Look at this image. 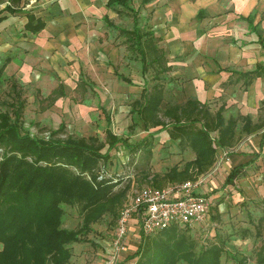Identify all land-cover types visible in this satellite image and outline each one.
<instances>
[{
    "label": "crops",
    "instance_id": "1",
    "mask_svg": "<svg viewBox=\"0 0 264 264\" xmlns=\"http://www.w3.org/2000/svg\"><path fill=\"white\" fill-rule=\"evenodd\" d=\"M130 4L129 7L137 11V23L148 15L147 23L166 54L170 66L167 79L172 80L165 82V87L172 84L168 88L172 90L175 102L182 104L188 99L195 100L207 105L212 113L223 107V116L236 120L231 146L218 148L211 167L193 179L208 177L197 192L211 194L214 198L223 192H230L229 187L233 188L237 182L243 186L244 181L247 183L252 179L264 181V75L254 77L246 88L243 85L245 73L257 66L264 67V0H148L147 3L132 0ZM5 6L6 3H0V63L5 57L9 58V62L4 66L2 75L16 81L19 86H36L45 93V97L62 85L65 96L57 99V104L75 89H81L77 88L83 77L79 69L80 61H96L97 64L100 61L104 67L100 71L103 77L91 81L94 84L108 83L105 90L99 93L97 103L100 112L105 111L110 119L108 129L120 137L114 131L127 133L132 121L136 122L137 126L129 129V135L124 136V139L131 140L140 135L135 143L158 129L146 131L136 115L129 113L132 101L141 94L144 79L141 68L130 74L128 67L132 66L133 52L126 45L116 46L117 42L110 39L113 34L111 29L116 31L115 38L120 35L104 21L106 17L113 26L131 30L133 22L129 12L107 8L106 0H38L35 7L42 12H27L41 18L44 26L37 34H32L24 30L26 12L9 14L4 11ZM18 32L20 37L16 36ZM133 58L139 59L137 55ZM68 61H73L71 67ZM117 74L128 78L131 84L123 82ZM42 84L47 85L45 89ZM71 84L74 86L71 87ZM82 88L85 90L84 84ZM164 107L162 103L161 108ZM246 120L249 121L247 129ZM101 124L105 130L106 122ZM211 139H216L215 132H212ZM130 140L127 139V142L130 143ZM167 150L171 155H167ZM116 153L115 148L109 152L110 161ZM194 159L195 154L190 149L178 150L167 130L158 131L152 137L151 156L147 164L149 170L140 168L127 178L150 179L156 175L158 179H163L171 166L167 163L176 165L179 171L186 162ZM239 167L242 168L241 175L234 179L232 185L224 186L230 171ZM171 183L156 186L163 188ZM219 183L221 185L217 188ZM217 207L216 213L225 218L223 213L228 210L227 203H220ZM210 224L209 212L205 222L198 225L208 227ZM140 238L139 217L134 214L126 233L125 248L116 264L123 257L127 264L135 263L133 254ZM79 244L74 243L71 247ZM110 253L109 237L106 261Z\"/></svg>",
    "mask_w": 264,
    "mask_h": 264
},
{
    "label": "trees",
    "instance_id": "2",
    "mask_svg": "<svg viewBox=\"0 0 264 264\" xmlns=\"http://www.w3.org/2000/svg\"><path fill=\"white\" fill-rule=\"evenodd\" d=\"M22 1L0 0V3H6L4 11L9 14L26 12L24 30L37 34L42 30L44 22L25 11ZM131 1L106 0L107 8L130 12L133 22L131 30L113 26L106 17L104 21L124 37L126 47L136 53L141 63L144 84L139 98L132 101L129 113L131 116L136 115L146 131L158 129L130 144L127 139L115 136L108 129L110 119L102 110L107 126L104 142L96 136L67 135L61 138L65 130L63 123L46 135L31 136L22 129L25 106L23 89L11 79V103L7 104L11 112L0 113V264H66L70 258L71 245L87 242L82 237L91 232L92 224L97 223L105 213L117 217L116 213L122 207L128 186L115 189L119 181L98 180L97 173L99 165L109 160V152L117 144L127 148L130 153L141 152L148 164L153 135L167 130L169 138L176 142L181 152L190 149L195 154V159L186 162L181 170L178 171L175 165L163 176L166 182H183L205 173L213 163L216 150L230 147L233 142L236 120L224 117L223 107L212 113L207 105L195 100L188 99L182 104L175 102L172 90L165 87V82L172 80L166 77L170 66L165 54L157 45L152 30L138 26L137 13L129 7ZM141 2L147 3L148 0ZM8 62L7 57L1 59L0 78ZM150 67L157 81L148 88L145 74ZM160 75H163V82L159 81ZM262 75V66L245 73L244 87L254 77ZM117 77L131 84L128 78L119 74ZM82 87L79 81L77 88ZM64 96L63 86L59 85L41 100L47 101V105L39 100L40 111L47 110ZM162 103L165 104L164 109L161 108ZM248 122L245 121L246 124ZM136 126L137 123L132 121L128 128L132 130ZM212 132L216 133L214 141L211 139ZM241 172L240 167L232 169L223 185H232ZM151 179L157 180L158 176ZM153 184L157 187L155 182ZM63 206L77 209L80 217L77 228L67 230L62 227ZM263 222L264 217H260L254 227V235L260 238V245L255 251L256 264H264ZM183 228L191 229L186 226ZM183 234L171 227L141 237L133 254L134 264H220L221 254L225 252V241L216 231L209 235V238L216 241L198 251H195V243ZM244 262L242 258L236 264Z\"/></svg>",
    "mask_w": 264,
    "mask_h": 264
},
{
    "label": "rangeland",
    "instance_id": "3",
    "mask_svg": "<svg viewBox=\"0 0 264 264\" xmlns=\"http://www.w3.org/2000/svg\"><path fill=\"white\" fill-rule=\"evenodd\" d=\"M22 3L26 11L32 12L36 10V13H39L40 11L42 12V10L39 11L37 7H35L38 1L23 0ZM125 11L126 10H122L123 13L129 12L128 10L127 12ZM146 16L147 17L139 21L138 25L140 28H151L149 22L147 23L149 17L147 14ZM111 32L113 34H111L110 39L114 40L113 42H117L116 46L125 45L123 36L115 38L113 35L116 34V31L111 29ZM16 36L20 37L21 35L18 32ZM157 45L159 46V44ZM133 56H136V53L133 52L131 58L132 66L128 67L130 74L139 71L141 68L140 60L137 58L134 59ZM134 62H136V64ZM72 63L73 61H68V66L71 67ZM98 63L99 64H97L96 61H94V63L91 61H80L79 69L82 71V82L85 90L75 89L74 92L69 94L65 99L62 101L59 100L57 104L54 103L52 107L44 111H40L39 109V100L41 101L45 97V93L40 92L34 85H20L23 89V98L25 99L22 116V129L29 132L31 136H43L48 134L49 131L57 129L58 125L63 123L65 130L63 134L60 135L61 138H64L67 135H72L74 137L96 136L100 141L104 142L106 140L105 130L101 123H104L105 120L104 115L97 108V103L99 100V93L105 90L104 88L107 87L108 83L94 84L91 81V79L97 80V77H103V74L102 72L100 73V71L101 67H104L100 61ZM76 70L77 68L74 67V72H76ZM107 71L110 73V69H107ZM70 74L73 75V73ZM153 76L154 70L150 67L145 74L148 88L157 81ZM162 77L163 75H160V82H163ZM9 81L10 78L5 76V74L0 78V113L11 112L10 108L7 106L8 103H11ZM169 85L172 87V84ZM41 86L45 89L47 85L42 84ZM73 86L74 84H71V87ZM44 92H46V90ZM47 103L48 102L46 101L42 104L47 105ZM103 103H105V101H103ZM114 133H117L121 138H125L124 136H128L129 134L127 133L130 132L128 129L127 133L120 131H114ZM136 137H133L131 140L130 138L126 139L134 144V140L137 139ZM115 149L117 150V153L112 156V161H114H110L111 156H109L108 161L103 165H99L97 171L99 174L98 180L99 178H102L112 180V182L119 181V184L115 189H121L124 186H128L123 203L128 197H130L134 190H137L142 186L151 185L154 182L158 187H162L166 184L165 179L153 180L151 178H127L128 175L133 174L140 168L149 170V166L145 163L141 152L136 154L130 153L128 149L122 147V145L115 146ZM104 150H102V152H104ZM166 153L167 155H171L169 150H167ZM139 158L141 159V162L139 161ZM167 165H171L169 166L170 169L174 166L169 163H167ZM210 174L211 173H209V175ZM207 178V176L204 177L200 186L204 185ZM197 179L198 178H196V180ZM262 179L264 180V177ZM253 180L254 179L250 180L252 182L247 181V183L244 181L243 186L237 182L234 184L233 188L229 187L230 192H223L214 198L211 197V194H206L211 203L210 226L198 225L194 229H184L182 226L172 227L178 232L180 231L184 233L183 235L195 243V251L215 242L216 239L213 240L212 238H209V235H212L216 231L221 239L225 241V252L221 254L220 264H236V262L242 258L245 261L244 264H256L255 251L260 245V238L254 235V227L258 222V219L264 217V181L259 182ZM220 185V183L217 184V188H219ZM123 203L121 205H123ZM220 203H227L228 205V210L223 213L225 217L223 219L221 218V214L216 213L218 209L217 205ZM63 209L64 215L62 217V225L67 229L77 228L80 223L77 209L67 206H63ZM118 212L119 210L116 214H118ZM116 218L117 217H113L109 213H105L97 223L92 224L91 227L93 228L91 232L82 237L87 242H80L79 245H74L70 248V258L66 264H105L106 251L109 249V237ZM261 229L264 230V222L262 223ZM1 250L2 244L0 243V251ZM124 258L125 257H123L122 261L118 264H125L126 260H124ZM178 264L183 263L179 262Z\"/></svg>",
    "mask_w": 264,
    "mask_h": 264
},
{
    "label": "built area",
    "instance_id": "4",
    "mask_svg": "<svg viewBox=\"0 0 264 264\" xmlns=\"http://www.w3.org/2000/svg\"><path fill=\"white\" fill-rule=\"evenodd\" d=\"M197 180L171 183L163 188L152 185L134 190L118 212L110 233L111 253L105 264H116L125 248V238L132 217H139L140 236L145 237L169 229L172 226L192 227L207 219L211 203L209 198L198 193L203 182Z\"/></svg>",
    "mask_w": 264,
    "mask_h": 264
}]
</instances>
